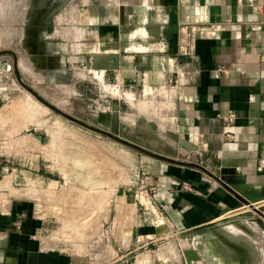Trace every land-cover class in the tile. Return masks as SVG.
<instances>
[{
    "label": "rangeland",
    "instance_id": "rangeland-1",
    "mask_svg": "<svg viewBox=\"0 0 264 264\" xmlns=\"http://www.w3.org/2000/svg\"><path fill=\"white\" fill-rule=\"evenodd\" d=\"M68 3L0 0V220L12 232L28 222L45 223V235L62 248L78 256L90 249L93 259L105 254L109 263L123 256L141 264L150 250L149 258L158 262L206 264L212 253L201 245L217 244L228 263L264 264V213L253 211L260 200L223 221L173 231L165 205V210L157 208L144 182L147 169H154L152 159L172 157L179 163L187 159L184 151L197 155L182 145L187 138L174 122L177 110L169 104V85L162 81L145 90L121 91L111 79L92 78L63 61L48 60L46 45L37 41L53 31L54 15ZM139 5L145 11L141 34L148 20H167L162 0H140ZM191 20L181 22L178 30L185 28L184 35L188 31L192 37L214 36L210 23L199 29ZM191 48L184 43L182 51ZM154 49L162 52L163 45ZM36 52L44 56L42 74H36L35 62L27 71L20 65ZM213 62L216 77L230 71L227 61ZM149 137L159 138L167 150Z\"/></svg>",
    "mask_w": 264,
    "mask_h": 264
},
{
    "label": "crops",
    "instance_id": "crops-1",
    "mask_svg": "<svg viewBox=\"0 0 264 264\" xmlns=\"http://www.w3.org/2000/svg\"><path fill=\"white\" fill-rule=\"evenodd\" d=\"M139 1L69 0L54 15L53 31L37 43L46 45L48 60L63 61L92 78L111 79L121 91L168 83L169 104L177 110V130L197 146L198 155L190 157L184 151L187 159L179 163L172 157H157L152 159L154 169H147V190L155 187L153 203L165 205L173 231L200 229L247 207L243 197L231 189L237 181L262 195L263 214L264 0H162L167 20L163 24L148 20L143 24L145 35L140 31L141 12L145 11ZM188 17L199 29L210 23L214 36L192 37L186 35L188 31L184 35L186 29L179 31L178 27ZM184 43L193 48L182 51ZM159 44L162 52L154 49ZM27 57L20 62L22 70L35 62L36 74H42L43 54ZM213 61H227L230 71L216 77ZM228 112L235 113L232 123L223 119ZM148 139L167 150L159 138ZM183 181L193 189L184 190ZM47 229L45 223L28 222L21 231L12 232L8 222L0 220V264H134L123 256L110 263L105 254L93 259L90 249L78 256L69 247L62 248L60 241L49 239ZM230 233L238 235L231 228ZM201 247L212 253L206 264H240L228 263L217 244ZM149 251H144L147 258L141 264L163 263L149 258Z\"/></svg>",
    "mask_w": 264,
    "mask_h": 264
},
{
    "label": "water",
    "instance_id": "water-1",
    "mask_svg": "<svg viewBox=\"0 0 264 264\" xmlns=\"http://www.w3.org/2000/svg\"><path fill=\"white\" fill-rule=\"evenodd\" d=\"M182 145L187 149L196 150V146L193 143H191L188 139H187V143L182 142ZM221 179L223 181H225L226 183H230V180L224 176H222ZM231 188H233L234 190H238L237 192L243 197L246 204H248V203L250 204L253 201H258V200H261L263 198L262 195H260L259 193L252 192L251 186L246 185V183H244V182L240 183V184H233L232 183ZM249 200L251 202H249ZM261 209H262V206L260 205L257 208H254L253 211H257V212L261 213L260 212ZM248 214H250V212ZM185 260L188 261V259H185Z\"/></svg>",
    "mask_w": 264,
    "mask_h": 264
},
{
    "label": "built area",
    "instance_id": "built-area-1",
    "mask_svg": "<svg viewBox=\"0 0 264 264\" xmlns=\"http://www.w3.org/2000/svg\"><path fill=\"white\" fill-rule=\"evenodd\" d=\"M194 27V26H193ZM193 27H191V30H195V31H197L198 29H196V28H193ZM235 118V113H233V112H228L227 114H225L224 116H223V119L225 120V121H229V123H232V121H233V119ZM246 185H248L247 183H246ZM250 186V185H249ZM182 188H185V189H188V190H192L193 188L191 187V185L188 183V182H183V184H182ZM149 189L150 190H152V191H154L155 190V187L154 186H150L149 187ZM251 191L252 192H256V190L251 186ZM253 203H248V204H246L248 207H251V205H252ZM156 206H157V208H163L164 210H165V208H164V205L163 204H160V203H157L156 204ZM245 206V205H244ZM253 206V205H252ZM162 210V209H161ZM163 212L161 211L159 214H162Z\"/></svg>",
    "mask_w": 264,
    "mask_h": 264
},
{
    "label": "bare ground",
    "instance_id": "bare-ground-1",
    "mask_svg": "<svg viewBox=\"0 0 264 264\" xmlns=\"http://www.w3.org/2000/svg\"><path fill=\"white\" fill-rule=\"evenodd\" d=\"M108 91V90H107ZM117 94V93H116ZM24 97H25V95H24ZM26 98V97H25ZM128 98H130V97H128ZM131 99V98H130ZM25 101V100H24ZM28 101V100H27ZM31 101V100H30ZM131 101V100H130ZM34 103V102H33ZM35 106V105H34ZM36 108V107H35ZM139 108H140V106H139ZM31 110V109H30Z\"/></svg>",
    "mask_w": 264,
    "mask_h": 264
}]
</instances>
